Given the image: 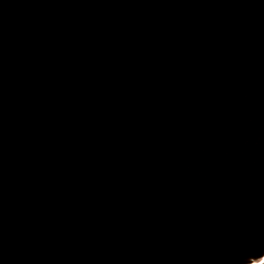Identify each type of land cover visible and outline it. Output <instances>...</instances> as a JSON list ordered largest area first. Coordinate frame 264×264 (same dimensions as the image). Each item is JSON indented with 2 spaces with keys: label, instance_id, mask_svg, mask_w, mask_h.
I'll use <instances>...</instances> for the list:
<instances>
[{
  "label": "water",
  "instance_id": "obj_1",
  "mask_svg": "<svg viewBox=\"0 0 264 264\" xmlns=\"http://www.w3.org/2000/svg\"><path fill=\"white\" fill-rule=\"evenodd\" d=\"M178 1L0 0V147L18 153L0 182L55 200L5 221L0 264L264 262V48L217 31L239 7L264 24V0ZM190 81L199 100L171 121ZM39 219L56 245L23 238Z\"/></svg>",
  "mask_w": 264,
  "mask_h": 264
},
{
  "label": "bare ground",
  "instance_id": "obj_2",
  "mask_svg": "<svg viewBox=\"0 0 264 264\" xmlns=\"http://www.w3.org/2000/svg\"><path fill=\"white\" fill-rule=\"evenodd\" d=\"M178 1V0H177ZM185 1V0H184ZM189 0H187L188 2ZM214 1V0H213ZM213 1H211L213 3ZM222 1V0H221ZM229 0L224 1L221 6L222 7L224 5H226L228 3ZM180 2V1H178ZM230 2V1H229ZM242 2V1H241ZM190 3V1H189ZM196 3V2H195ZM187 4V3H186ZM185 4V6H186ZM218 3L216 2L215 5H217ZM232 4V3H231ZM244 3H241V5H243ZM80 5V4H79ZM191 5H193V3H191ZM235 5V4H233ZM238 5V4H237ZM248 5V4H247ZM249 6V5H248ZM1 7H3V5H1ZM250 7V6H249ZM182 8V5H181ZM235 8V7H234ZM258 9H259V5H257V7H250L248 9L246 8H241L239 7L237 10V14H230L229 16H226V18L222 21L221 24H219V26L217 27L219 31V33L222 34V39L224 40L226 47H228V43L230 40L233 39V36L235 35H239L242 38H247V41H249V39H253L255 43H253V45L255 44L256 46H259L261 48H264V24H262L261 22L256 23L255 19L257 18L256 15L258 13ZM262 9V8H261ZM223 11H226V9H223ZM228 11V9H227ZM236 11V10H235ZM260 12V10H259ZM215 13V12H214ZM231 13V12H230ZM234 13V12H233ZM218 15V14H217ZM259 18V17H258ZM219 20V19H218ZM264 23V22H263ZM138 27V32L139 35L141 33V27L139 25H137ZM135 31V30H134ZM216 31V32H217ZM218 33V34H219ZM217 34V33H216ZM216 34L213 36L214 40H218L219 38L216 37ZM220 34V35H221ZM134 35V34H133ZM138 35V36H139ZM219 36V35H218ZM211 37V35H210ZM144 38V37H143ZM238 38V37H237ZM236 38V39H237ZM234 40V39H233ZM179 39H177V42H174L175 45H171V43L166 44V46L171 45L170 48L172 51H169L167 47H165L164 49L161 50L160 55H159V59L161 61V63L163 64L162 66H164V71L165 70H170L171 68H173L172 66L176 65L174 64L175 61V54L177 51V43L179 44ZM221 41V40H220ZM236 41V40H235ZM235 41H233V43H235ZM239 41H243V39L239 40ZM245 42V41H244ZM251 43V42H250ZM164 44V43H163ZM244 45V44H243ZM252 45V46H253ZM179 46V45H178ZM159 47V46H158ZM161 47V46H160ZM164 47V46H163ZM180 47V46H179ZM231 47V45H229V48ZM233 47V46H232ZM259 47H257V49H259ZM242 48V47H241ZM157 49V48H156ZM182 49V48H180ZM230 50V49H229ZM179 51V50H178ZM181 51V50H180ZM156 52V51H155ZM158 52V51H157ZM261 52V50H260ZM263 52V51H262ZM159 53V52H158ZM180 54V53H179ZM229 53H223L221 56H227ZM234 55V54H233ZM155 56V55H154ZM157 56V55H156ZM220 56V55H219ZM231 56V54L229 55V57ZM199 57V56H198ZM227 57V59L229 58ZM200 58V57H199ZM206 58V57H205ZM207 59V58H206ZM157 60V59H156ZM177 60V59H176ZM222 60V59H220ZM159 61V63H160ZM194 61V60H193ZM195 61H197V59H195ZM211 61V60H210ZM157 62V61H156ZM202 62V61H201ZM158 63V64H159ZM194 63V62H193ZM161 65V64H160ZM209 65V64H208ZM191 66V65H190ZM198 66V65H197ZM211 66V65H210ZM176 67V66H175ZM197 68V67H196ZM195 68V69H196ZM200 68V67H199ZM194 69V70H195ZM201 69V68H200ZM161 70V69H160ZM197 70V69H196ZM195 70V72H196ZM204 70V69H203ZM208 70V69H207ZM206 70V71H207ZM163 71V72H164ZM185 71V70H184ZM187 71V70H186ZM191 71V70H190ZM199 71V70H198ZM169 72V71H168ZM167 72V77L166 79L169 77V73ZM174 72V71H173ZM176 72V71H175ZM174 72V73H175ZM205 72V71H204ZM166 73V72H165ZM183 73V72H182ZM189 73V71H187V73H185L186 76H188L187 74ZM200 73V72H199ZM211 73V71H209V74ZM190 74V73H189ZM197 74V73H196ZM163 75V74H162ZM174 75V74H173ZM176 75V74H175ZM185 75H183V81L185 84ZM195 75V73H194ZM177 76V75H176ZM175 76V77H176ZM204 76V75H203ZM190 77V75H189ZM202 77V76H201ZM207 77V76H206ZM191 78V77H190ZM169 79V78H168ZM179 79H181V77H179ZM195 77H192V80H194ZM201 79V78H200ZM204 80V79H203ZM198 81V80H196ZM167 82V81H166ZM181 82V81H180ZM191 82V81H190ZM196 83V82H195ZM183 84V83H182ZM183 84V85H184ZM187 84V83H186ZM193 83H189V85H192ZM183 85H180L181 87H183ZM196 87L197 84L195 86H190L187 88L184 87V89L187 91H189L186 95H182V98L180 99V101L178 103H173L172 107H170L169 112L170 115L171 114H176L177 116L180 114V112H182L188 105H193L196 103L197 98H198V92H196ZM198 89V88H197ZM199 90V89H198ZM179 91H181V89H179ZM178 91V92H179ZM201 92V91H200ZM181 95V94H180ZM203 95V93H202ZM201 96V95H200ZM179 97V96H178ZM206 97H204L203 95V99H201V101H203ZM199 100V98H198ZM201 103V102H200ZM206 105V104H205ZM196 106V105H195ZM165 107H167V105H165ZM164 107V109H165ZM199 110L201 109V105H199ZM204 109V106H203ZM166 111V110H165ZM188 111V110H187ZM185 111V113L187 112ZM184 112V111H183ZM185 113H183V115H185ZM183 115H179V117H183ZM172 119L171 121H173V119L175 120V116L171 115L170 116ZM168 117V118H170ZM182 120V118H181ZM170 121V120H169ZM176 122V121H175ZM177 123H179V119H177ZM175 125V124H174ZM177 126V125H176ZM264 142V140L262 141ZM3 145V144H2ZM261 145V144H260ZM13 146V145H12ZM264 146V145H263ZM10 147V146H9ZM6 150L3 151L0 147V175L5 174L4 178H8L11 177V175L16 174L15 169H14V160H16V150L13 147H10ZM15 147V146H14ZM4 148V147H3ZM264 148V147H263ZM5 149V148H4ZM17 157H18V153H17ZM17 162V161H16ZM35 164V163H34ZM36 165V164H35ZM33 167V165H31ZM13 168V173H11V175H9L10 170ZM29 168V167H28ZM36 168V167H35ZM75 169V168H74ZM35 170V169H34ZM97 170V169H96ZM101 170V169H100ZM99 171V170H98ZM26 172V171H25ZM98 173V172H97ZM89 174V173H88ZM108 176L111 178L110 172L108 170H103L102 172H100L98 174V180H100L101 178H108ZM14 177V175H13ZM26 177V176H25ZM96 177V178H97ZM95 178V179H96ZM97 180V181H98ZM104 179H101V181H103ZM108 180V179H106ZM31 182V181H30ZM10 185L8 186L10 189L5 193V186H3V182H0V228L1 230L4 229L5 227V221L8 220L7 222H12L15 220V215L14 212L17 210V208L23 203L25 205L26 201L28 200V202L30 203L29 205H27L28 207L34 208V206H36V208H34L36 211L38 212H45L44 210H46L47 208L50 209L51 207L53 208V205H55V203H53V198H50L46 201H42V200H37V196H36V189L38 190V188H40V185H35V187L29 186L28 184L23 185L24 186V190H25V194L26 197L23 198L22 201L18 200L17 197H12L11 196V191H17V188L14 189L15 185L13 184V182L11 183V181H9ZM16 183V182H15ZM99 183V182H98ZM44 184V183H43ZM32 185V184H31ZM23 189V187H22ZM33 189V190H32ZM73 195L76 197V199L78 200V202H80L81 204L76 206L74 208V211L80 212L79 209L81 206H84L83 204L85 203V206H87L88 208L85 209V211L82 213L83 216L85 213H93L92 209L96 212L97 211V205L93 204L92 202H87L89 199H86L85 196H83V194L76 192V191H72ZM23 193H21L22 195ZM20 195V196H21ZM38 195V194H37ZM14 196V195H13ZM18 196V195H17ZM19 197V196H18ZM21 199V197H20ZM90 205V206H89ZM82 210V209H81ZM99 211V210H98ZM37 212V213H38ZM39 214V213H38ZM91 215V214H89ZM94 215V214H93ZM36 217V216H35ZM92 217V216H91ZM43 219V218H42ZM16 221V220H15ZM36 222H34L30 227H26L27 231L26 233H23V238L28 240L30 243L34 240V241H38L40 242L43 246L45 245L46 247H50L51 245H54L56 243L57 240V233L56 232H52V230L47 226H45L42 220H35ZM17 222V221H16ZM33 222V221H31ZM30 225V224H29ZM25 229V230H26ZM57 231V230H55ZM63 234V233H62ZM22 238V239H23ZM175 238V237H174ZM33 241V243H34ZM183 244V243H182ZM56 245V244H55ZM52 247V246H51ZM43 248V247H42ZM46 253L48 254V250L45 248ZM192 258H188L189 262H191ZM187 260V261H188ZM136 261V260H135ZM195 261V260H194ZM137 264V263H135ZM188 264V263H186Z\"/></svg>",
  "mask_w": 264,
  "mask_h": 264
},
{
  "label": "rangeland",
  "instance_id": "obj_3",
  "mask_svg": "<svg viewBox=\"0 0 264 264\" xmlns=\"http://www.w3.org/2000/svg\"><path fill=\"white\" fill-rule=\"evenodd\" d=\"M185 199V198H184ZM177 205V204H176ZM173 208V207H172ZM171 208V209H172ZM170 209V210H171ZM179 209H181V207H179ZM166 212V211H165ZM171 213L169 214L170 216H172L173 218L176 216V214L178 215V213H176V208L172 209V211H170ZM177 217V216H176ZM169 218V217H168ZM176 219V218H175ZM222 232V231H221ZM228 239V238H227ZM226 243V242H225ZM196 260V258H195ZM200 263V262H199Z\"/></svg>",
  "mask_w": 264,
  "mask_h": 264
},
{
  "label": "trees",
  "instance_id": "obj_4",
  "mask_svg": "<svg viewBox=\"0 0 264 264\" xmlns=\"http://www.w3.org/2000/svg\"><path fill=\"white\" fill-rule=\"evenodd\" d=\"M262 264H264V262Z\"/></svg>",
  "mask_w": 264,
  "mask_h": 264
}]
</instances>
